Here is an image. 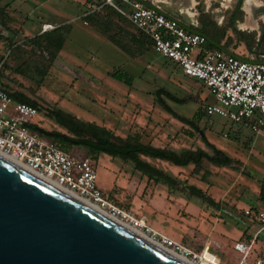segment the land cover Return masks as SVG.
<instances>
[{
    "label": "rangeland",
    "instance_id": "rangeland-1",
    "mask_svg": "<svg viewBox=\"0 0 264 264\" xmlns=\"http://www.w3.org/2000/svg\"><path fill=\"white\" fill-rule=\"evenodd\" d=\"M93 1L0 0V6L8 2L13 5L7 11V27L0 25L2 86L11 93L22 94L41 108L42 113L34 122L45 132L77 138L46 117L47 110L58 109L82 122L103 127L123 140L136 136L143 144L176 154L198 150L209 154L210 150L195 131L164 111L155 99V92L164 90L185 100V104L179 105L163 97L180 118L193 120L200 112L204 114L205 107L212 103L208 89L198 80L184 77L174 64L156 56L151 48L139 47L134 42L139 33L126 21L101 13L92 22L85 21L87 6ZM146 1L168 15L194 23L196 28L201 12L209 14L218 27L229 26L238 2ZM256 1L261 4L257 8L264 7V0ZM241 12L242 20L235 23V28L248 40L254 38L253 52L263 51V47H257V41L264 27V16H256L253 10L249 19L256 29L244 30L242 25L247 14L242 8ZM43 24L65 28V42L52 63L46 52L25 43L42 35ZM108 36H113L126 52L111 44ZM226 37L232 38L230 49L238 46L235 54L250 56L230 31ZM1 64L6 67L4 70ZM17 69L22 74H17ZM115 72L125 74L131 84L111 78ZM196 126L209 143L237 163L220 168L204 162L200 173L193 174L192 164L177 167L148 157L141 159L176 180L180 188L193 186L201 190L218 207L149 182L130 163L103 152L95 163L97 185L118 208L144 219L150 230L198 255L196 260L189 258L191 261L200 263L199 257L208 247L220 264H236L238 257L232 252L233 244L253 236L259 228L245 212L264 211V204L260 202V189L264 185V135H255L248 128L218 116H205ZM87 151L84 146H74L66 154L87 159ZM262 238L264 232L258 238L256 249L264 252Z\"/></svg>",
    "mask_w": 264,
    "mask_h": 264
},
{
    "label": "built area",
    "instance_id": "built-area-1",
    "mask_svg": "<svg viewBox=\"0 0 264 264\" xmlns=\"http://www.w3.org/2000/svg\"><path fill=\"white\" fill-rule=\"evenodd\" d=\"M106 7L145 35L156 56L174 64L184 77L196 79L208 89L212 103L205 107L207 117L218 116L248 128L255 135H264V65L244 63L220 50L205 49V37L185 31L176 21L158 15L136 0H94L84 16ZM171 17L187 25L180 18ZM187 26L196 28L194 23ZM55 29L57 26L43 24L40 34ZM247 59L264 61V55L252 54ZM41 113L40 107L14 102L0 89L1 155L14 160L40 180L149 235L166 248L173 247L171 250L188 259L198 258L190 250L150 230L144 219H137L105 197L98 188L93 161L73 158L40 137L33 127H38L34 118ZM245 216L252 217L259 228L249 240L233 244L232 252L238 257L236 264H264L262 250L256 249L258 238L264 232V212L247 210ZM199 258L198 264H220L208 247Z\"/></svg>",
    "mask_w": 264,
    "mask_h": 264
},
{
    "label": "water",
    "instance_id": "water-1",
    "mask_svg": "<svg viewBox=\"0 0 264 264\" xmlns=\"http://www.w3.org/2000/svg\"><path fill=\"white\" fill-rule=\"evenodd\" d=\"M136 1L176 21L185 31L203 36L152 4ZM253 10L256 16H264V7ZM207 43L241 62L264 65V61L232 54L211 40ZM78 143L103 153L129 152ZM0 264L184 263L0 157Z\"/></svg>",
    "mask_w": 264,
    "mask_h": 264
},
{
    "label": "trees",
    "instance_id": "trees-1",
    "mask_svg": "<svg viewBox=\"0 0 264 264\" xmlns=\"http://www.w3.org/2000/svg\"><path fill=\"white\" fill-rule=\"evenodd\" d=\"M242 3L243 0H238L232 14V23L229 26L222 28L217 26V24L213 21L212 17L209 14H204L203 12L199 13L198 27L195 28V31L201 33L203 37H205L207 40H211L215 44L221 46L224 50L235 54L234 51L237 49L238 46H234L233 49H230L232 38L226 37V33L230 31L234 35V37H237L238 42L244 45V48L247 53H249L250 55L254 53L256 57H259L261 55H264V49L263 51L259 50L258 52H253L251 43L253 42L254 38L252 37L251 41L248 40L247 36L243 32H240L235 28V23L242 20ZM100 13L105 15L106 17H115L118 20H124L132 28H134L127 20L122 18L114 10L107 7L102 8L99 11L94 12L90 15L84 16V19L85 21L92 22L93 17ZM0 25L3 27H7L5 11L3 9H0ZM134 29L136 30V32L139 33V38L134 39V42L137 43L139 47L147 46L152 49L151 41L136 28ZM64 30L65 28L60 27L52 32L27 39L25 40V43L27 46H33L36 49L46 52L49 55V63H52L57 58L58 53L61 51L65 42ZM107 39L115 47H117L121 51L126 52L123 45L117 42V40L113 36H108ZM262 43H264V27L262 28L259 40L257 41V47L261 46L264 48ZM204 48L209 51L216 50V48L211 46L209 43H206L204 45ZM235 55L238 56V54ZM239 57L244 58V56ZM1 65L2 70H4L6 67L3 64ZM16 73L22 74V71L17 69ZM1 75L2 73L0 70V77ZM111 78L116 81L123 82L127 85L131 84L130 78L120 72H115L111 74ZM0 89L7 93L14 102L39 107L29 98L23 96L22 94L9 92L7 89H5L4 86H2L1 80ZM163 97L179 105L185 104L186 101L179 100L164 90H158L155 92V99L157 105L160 106L164 111L169 113L173 118L177 119L179 122L190 128L192 131H195L194 133L200 137L201 142L205 145L207 149L210 150L209 154L201 150H198L196 152L184 151L180 154H176L168 149L154 148L149 144H143L141 143L139 137L136 136H128L126 139L123 140L103 127H99L93 123L82 122L76 119L74 116L66 114L58 109L47 110L46 117L53 120L59 127L66 130L68 133L77 137L76 139L55 132H45L43 130H39L38 127H33V129L36 130L40 137L53 143L59 150L64 153L68 152L70 148L74 146H82L80 143H78L80 141L86 142L88 144H93L99 147L112 146L116 149L127 150L129 151L128 154H106L111 156L112 158H118L123 162L130 163L133 169L139 172L143 177H146L149 182L163 185L167 187L170 192H178L180 194H185L187 197H194L200 200L202 203L209 204L213 207H218V205L214 203L213 200L201 190L193 186L180 188L176 180L172 179L171 177L164 174L162 171L158 170L157 168L151 166L150 164L141 159V157H148L151 159L171 163L172 165L177 167H186L187 165L192 164L194 166L193 174L200 173L202 169V164L204 162L220 168L230 167L232 164L237 163L235 160L226 155L223 151L217 149L214 145L209 143L204 134L199 130L198 126H196V124L201 122L203 117L206 116L205 111L204 114L203 112L197 114L193 118V120L180 118L166 105L163 100ZM189 136L193 137L192 134H189ZM84 147L88 149L87 156L89 158L87 159H90L91 161L96 163L100 151L90 148L88 146ZM260 202L264 204V185L260 189ZM249 239L250 237L246 238L245 240ZM262 241L264 247V238H262ZM262 253L264 254L263 251ZM263 254L262 256L264 258Z\"/></svg>",
    "mask_w": 264,
    "mask_h": 264
},
{
    "label": "bare ground",
    "instance_id": "bare-ground-1",
    "mask_svg": "<svg viewBox=\"0 0 264 264\" xmlns=\"http://www.w3.org/2000/svg\"><path fill=\"white\" fill-rule=\"evenodd\" d=\"M261 4H259L256 0H246L245 1V5L243 7L244 9V12L247 14V17H246V21L245 23L242 25V29L244 30H255L256 29V25L254 24H251L250 22V16H251V12L253 11V9L255 7H258L260 6ZM0 157L5 159L6 161L18 166L19 168L25 170L26 172H28L26 169H24L21 165L17 164L14 160L10 159V158H7L3 155L0 154ZM30 173V172H28ZM31 174V173H30ZM33 175V174H31ZM44 182V181H43ZM46 183V182H45ZM48 184V183H47ZM50 186L54 187L53 185L49 184ZM56 188V187H54ZM57 190L61 191L62 193L68 195L69 197L73 198L74 200L80 202L81 204L87 206L88 208H90L91 210L95 211L96 213L100 214L101 216H103L104 218L108 219L109 221L113 222L114 224L118 225L119 227L123 228L124 230L132 233L133 235L139 237L140 239L146 241L147 243L153 245L154 247L158 248L159 250L165 252L166 254L172 256L173 258L179 260L180 262L184 263V264H198V263H194V262H191L188 258H186L184 255H180L178 253H176L175 251L171 250V249H168L166 248L164 245H162L161 243H158L156 241H154L153 239H151L149 236H147L145 233L137 230V229H134L133 226L129 225V224H126V223H123L121 221H119L118 219L108 215L106 212L98 209L96 206L92 205V204H89L85 201H82L78 198H76L75 196H73L72 194L68 193V192H65L61 189H58L56 188Z\"/></svg>",
    "mask_w": 264,
    "mask_h": 264
},
{
    "label": "crops",
    "instance_id": "crops-1",
    "mask_svg": "<svg viewBox=\"0 0 264 264\" xmlns=\"http://www.w3.org/2000/svg\"><path fill=\"white\" fill-rule=\"evenodd\" d=\"M13 7V5L10 3V2H8V3H6L5 5H3V6H0V9H3L4 11H5V17H7V11H8V9L9 8H12ZM171 16V15H170ZM186 23V22H185ZM187 25H188V23H186ZM238 29H239V26H238ZM239 56V55H238ZM260 212H264L263 210H260ZM249 237V236H248ZM250 238H251V236H250Z\"/></svg>",
    "mask_w": 264,
    "mask_h": 264
},
{
    "label": "flooded vegetation",
    "instance_id": "flooded-vegetation-1",
    "mask_svg": "<svg viewBox=\"0 0 264 264\" xmlns=\"http://www.w3.org/2000/svg\"><path fill=\"white\" fill-rule=\"evenodd\" d=\"M259 34V37H260V34H261V32L260 33H258Z\"/></svg>",
    "mask_w": 264,
    "mask_h": 264
}]
</instances>
